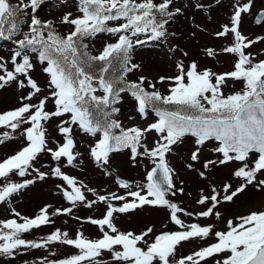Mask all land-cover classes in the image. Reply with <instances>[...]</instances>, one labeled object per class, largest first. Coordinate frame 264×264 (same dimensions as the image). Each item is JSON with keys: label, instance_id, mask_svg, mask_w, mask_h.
Returning a JSON list of instances; mask_svg holds the SVG:
<instances>
[{"label": "snow or ice", "instance_id": "6c2138e0", "mask_svg": "<svg viewBox=\"0 0 264 264\" xmlns=\"http://www.w3.org/2000/svg\"><path fill=\"white\" fill-rule=\"evenodd\" d=\"M44 3L0 0V40L12 42L10 54L0 55V90L15 85L20 91L18 106L0 111V144L17 134L23 140L18 151L0 160V204H10L14 195L37 181L55 178L62 181L56 188L67 206L46 204L31 217L11 208L13 218L0 220V256L59 244L76 252L63 259L43 257L38 264H264V207L228 218L225 230H217V222L224 220V205L235 204L249 187L264 193V59H257L264 48L255 54L250 51L264 44V34L242 31L245 16H253L255 0H228L227 22L214 29L190 18L192 37L201 32L226 41L218 48L204 46L201 55L217 62L222 55L233 57L230 71L177 59L173 75H139L135 80L129 76L144 71L141 63L134 62L136 49L175 36L169 24L189 10L216 23L212 12L224 0H183L182 5L177 0H76L78 15L65 12L59 20L68 28L63 34L54 20L37 15ZM254 24L264 27V8L254 14ZM100 34L115 41L92 54L89 42ZM37 65L47 77L43 87L33 76ZM237 83L243 85L240 90L225 91ZM164 84L166 94L158 87ZM125 96L131 101L128 120L139 117L143 124L125 126L118 118ZM51 121H56L59 139L49 134ZM77 132L93 138L87 154L106 175H112L107 166L115 153L127 152L133 165L148 161L145 182L133 185L117 177L122 193L98 192L69 175L65 168L83 162ZM186 138L192 139V147L185 168L204 181L187 193L185 181L179 180L178 186L179 174L169 160L174 147ZM205 152L211 155L202 160ZM42 155L49 156L53 165L37 167ZM232 165L219 183L211 179L214 170ZM13 175L21 179L13 181ZM235 181L239 183L234 186ZM178 195L193 198L200 210H189L172 199ZM100 205L104 211L99 217L76 215L81 207L93 210ZM145 207L166 211L177 230L156 232L147 226L137 232L118 227L119 215ZM62 216L80 225L74 235L55 228L39 241L23 238ZM208 219L214 222H199ZM84 224L95 226L99 237L86 236ZM209 240L214 242L205 243ZM192 241L201 246L180 255L179 247Z\"/></svg>", "mask_w": 264, "mask_h": 264}, {"label": "rangeland", "instance_id": "374dc122", "mask_svg": "<svg viewBox=\"0 0 264 264\" xmlns=\"http://www.w3.org/2000/svg\"><path fill=\"white\" fill-rule=\"evenodd\" d=\"M13 3H16L17 0H12ZM177 3L183 4V0H177ZM228 0H224V3L221 7L216 8L212 15L216 23L207 22L203 15L200 12H192L191 10L187 11L184 16L178 17L176 24L173 28H170L169 32L176 33L175 36H168L166 41H153L150 42L149 46L138 48L134 52V62L141 63L144 71L131 74L129 79L135 80L139 75H147L150 78L157 77L159 75H173L175 71V61L177 59H183L187 64L191 60L202 61L201 67L205 65L212 67L214 71L223 72L230 71L232 69L231 61L233 57L220 56L217 61L205 60L201 55V49L204 46L214 45L217 48L221 43H226V41L213 40L208 35L197 32L195 37H192L190 33L195 29L192 26L191 17L195 16V22L201 24L208 28H216L219 23H226V16L228 14ZM264 8V0H255V7L253 8V16H245L244 22L242 25V31L245 35L256 36L264 34V27H260L254 24V14L257 10ZM65 12H72L74 15H78L76 0H46L44 4L41 5V9L37 12V15L43 20H54L57 24L58 30L63 34L68 28L67 26L60 25L59 20ZM24 30H27L26 26ZM115 38L107 34H100L94 40H92V46L96 53L100 51L106 42H113ZM178 46V47H177ZM12 48L11 41L0 40V55L7 57L10 54ZM264 48V44L256 45L251 52L258 53L261 49ZM188 53L187 57H183L180 51ZM257 59H264V54L258 55ZM35 79L39 81L41 86H45L47 77L40 71L39 65L35 72L33 73ZM241 83H237L235 88L225 89L228 91H238L242 88ZM160 90L166 94L167 84L158 85ZM20 95V91L16 89L15 85H10L3 90H0V111L9 110L14 108L17 105V96ZM48 107L51 109L52 105L49 104ZM121 114L119 119L123 121L125 126H131L133 123H141L143 121L139 120V117L135 121H129L128 116L132 114L131 101L125 96V103L121 106ZM150 118L152 114L150 113ZM55 123L56 121H51L48 124V131L51 137L59 139L58 134L55 132ZM2 131V130H0ZM77 142L78 150L83 154L80 157V160L83 162L79 164L76 168L69 167L67 173L74 175L80 180L84 181L89 187L97 189L98 192H108L116 191L122 193L123 190L119 189L116 183V176L135 185L136 183L145 182V167L147 165L149 168L151 165H148V161H144L143 165L136 163L133 165L129 160V155L127 152L124 153H115L110 159V164L107 166V170L111 171V176H105L103 169L96 166L92 159L87 154V145L93 142V138L81 135L77 132ZM155 134L149 136L148 142L151 144L154 139ZM23 145V140L17 134L15 139L7 140L5 143L0 144V160L9 154L17 151ZM192 147V139L186 138L183 144L175 146L173 154H170L169 160L171 165L177 170L179 174V179L177 184L179 186V180L185 181L184 187L187 192H194L195 189L202 186L204 181L199 180L194 173L189 172L185 168V162L187 160V155ZM210 152H205L204 158L210 156ZM45 161V160H44ZM45 166L53 165V162L50 161L44 164ZM228 169H216L214 170L211 179L217 183L226 178L229 175ZM47 171V167H42ZM14 176V175H13ZM12 176V177H13ZM13 181H19L21 178H11ZM62 181L55 178H48L45 181H37L31 187L24 189L19 194H16L11 200L10 204H0V220H3L5 217L10 215L11 208H14L16 205L19 209L28 215L34 213V211L39 207H43V203L52 204L55 207L67 206V203L63 201L61 192L56 188L57 184H61ZM239 181L234 182L235 184ZM89 199H92L91 193H88ZM177 201L183 202V206L187 207L192 211H199L200 208L195 204L193 198L185 196H177L175 198ZM264 207V193L257 192L255 189L249 187L244 193H242L239 198L236 200L235 204L224 205L221 211L225 214L224 220L217 222V230H225V221L228 218H233L239 214H246L249 209H257ZM104 211V206L100 205L96 209L89 210L86 208H79L76 211V215L81 217L87 216H96L99 217ZM168 213L163 210H157L149 207L143 209H138L133 213L121 214L117 217V224L121 230H132L139 232L141 229L146 228L147 226H154L156 232L162 230H177L176 226L171 224L168 219ZM55 225L44 229H38L37 232H29L23 234V238L28 240H41L43 237H46V231H53L56 227V224H61L63 229L69 231L70 234H75L80 225L73 219L69 217H56ZM187 222H194L189 220L187 217H183ZM67 221V223H65ZM202 224L214 222L212 219L200 220ZM167 224V229L163 226ZM82 230L85 235L89 238H97L100 233L95 226L84 224ZM214 242L209 240L205 243ZM201 246L198 242H186L179 247L178 252L180 255H186L191 251L195 250L197 247ZM51 252H55V256L51 255ZM76 250L69 246L55 244L50 248H41V249H22L20 253L16 254L14 257H5L0 256V264H38L39 260L43 257H48L49 260L53 259H63L66 256L72 255ZM211 264V262H210Z\"/></svg>", "mask_w": 264, "mask_h": 264}, {"label": "trees", "instance_id": "16d2710c", "mask_svg": "<svg viewBox=\"0 0 264 264\" xmlns=\"http://www.w3.org/2000/svg\"><path fill=\"white\" fill-rule=\"evenodd\" d=\"M89 50H90V48H89ZM91 51V50H90Z\"/></svg>", "mask_w": 264, "mask_h": 264}]
</instances>
